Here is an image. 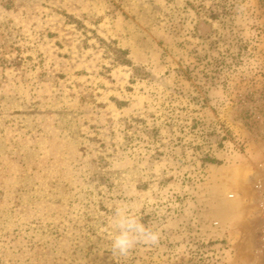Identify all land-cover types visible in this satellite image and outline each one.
I'll return each mask as SVG.
<instances>
[{
	"label": "rangeland",
	"instance_id": "374dc122",
	"mask_svg": "<svg viewBox=\"0 0 264 264\" xmlns=\"http://www.w3.org/2000/svg\"><path fill=\"white\" fill-rule=\"evenodd\" d=\"M263 177L264 0H0V264H264Z\"/></svg>",
	"mask_w": 264,
	"mask_h": 264
},
{
	"label": "clouds",
	"instance_id": "9594fccd",
	"mask_svg": "<svg viewBox=\"0 0 264 264\" xmlns=\"http://www.w3.org/2000/svg\"><path fill=\"white\" fill-rule=\"evenodd\" d=\"M142 207V202H120L113 207L105 229L113 253L126 256L137 245L152 247L159 243L160 231L146 225L138 215Z\"/></svg>",
	"mask_w": 264,
	"mask_h": 264
},
{
	"label": "built area",
	"instance_id": "2783aa9c",
	"mask_svg": "<svg viewBox=\"0 0 264 264\" xmlns=\"http://www.w3.org/2000/svg\"><path fill=\"white\" fill-rule=\"evenodd\" d=\"M258 187H259L258 193H259L260 205L262 207V212L264 215V177L260 181V185Z\"/></svg>",
	"mask_w": 264,
	"mask_h": 264
}]
</instances>
